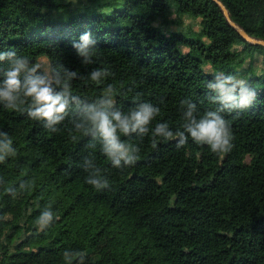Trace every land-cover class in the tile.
I'll use <instances>...</instances> for the list:
<instances>
[{"label": "trees", "instance_id": "1", "mask_svg": "<svg viewBox=\"0 0 264 264\" xmlns=\"http://www.w3.org/2000/svg\"><path fill=\"white\" fill-rule=\"evenodd\" d=\"M89 1L94 9L51 17L70 0H0V91L22 65L13 99L0 97V264H264V68L242 69L255 53L264 62V46L217 3L264 40V0ZM170 7L174 23L199 19L195 36L168 29ZM86 34L87 57L74 47ZM35 78L66 101L50 128L29 115ZM142 105L159 109L146 133H116L139 160L115 168L88 109L111 119ZM209 114L226 122L229 153L185 131ZM157 124L173 139L153 137ZM96 176L109 185L85 183ZM45 211L53 219L39 232Z\"/></svg>", "mask_w": 264, "mask_h": 264}, {"label": "clouds", "instance_id": "2", "mask_svg": "<svg viewBox=\"0 0 264 264\" xmlns=\"http://www.w3.org/2000/svg\"><path fill=\"white\" fill-rule=\"evenodd\" d=\"M82 43L80 45H74L77 48L78 54L87 57L88 45L90 43L88 35L81 37ZM22 65L10 71L8 79L5 82V90L0 91V97L7 98L9 101L13 99L12 92L16 91L20 82L18 80V73ZM74 75V74H73ZM102 75L101 71L92 73L91 79L97 81ZM44 81L40 78L31 79L26 85V96L33 98V101L39 107H36L35 111L29 113L30 117L42 118L47 121L46 128H50L53 124L59 122L62 118L61 114L65 112L66 101L61 98V95H53L49 87L43 86ZM223 88V84L220 85ZM249 99V94L244 93L240 96V103L246 104ZM10 108H15V105L9 104ZM159 113V109H153L148 105H142L139 110L131 112L128 116L122 117L120 113L113 114L112 118L102 111H97L94 108L88 109V118L92 121L93 126L99 131L103 140V153L111 160L112 166L120 168V161L123 160L126 166H134L139 160V155H132L129 148L119 140L117 136V130L127 135L130 131L135 132L139 129L140 133H146V125L150 122L155 114ZM191 113H189L190 115ZM212 118H203L199 123L193 122V124L187 125L185 131H187L193 141L196 144L205 143L209 146L212 153L220 155L229 153L232 148L233 136L229 129L226 127V122L218 117L212 116ZM115 121V123H113ZM79 127V126H77ZM166 125L157 124L154 131L153 137L164 135L168 140L173 139L171 132L165 131ZM177 136L180 137L177 147H183L186 143L187 138L184 137L183 133L177 132ZM152 148L157 147V140L152 138ZM133 151H139V149H133ZM3 157L0 156V161ZM85 183L94 187L97 191L102 187H107L109 181L102 179L99 176L95 178H85ZM53 219V214L49 211H45L40 217L38 224V231L43 229ZM58 219V217H56Z\"/></svg>", "mask_w": 264, "mask_h": 264}, {"label": "rangeland", "instance_id": "3", "mask_svg": "<svg viewBox=\"0 0 264 264\" xmlns=\"http://www.w3.org/2000/svg\"><path fill=\"white\" fill-rule=\"evenodd\" d=\"M103 1H107V0H99V2H103ZM95 5H96L95 3H92L89 0H70V4L68 7L62 8L64 10L59 9L60 10L59 12H57L58 10H52L50 12V16L51 17H58V16L65 17L71 12L80 11V10H83L84 8L94 9ZM108 10L109 9L107 7L103 8L104 12H107ZM176 17L177 16H176V13L173 11V7H170V16H169L170 25L168 26V29L170 31L181 30L189 36H195L197 34L200 28L199 19H194L188 15H183L181 17L182 23L177 24V22L174 23V20ZM156 24L157 23H154V25ZM181 48L183 51L186 50V48L183 46ZM38 61L41 67L43 68V70L47 73L48 72V62L46 58L40 57ZM247 68H249L251 72L255 74H259L264 68V62H263L261 55L258 53H255L250 59L249 58L245 59L242 65V69L247 70ZM204 70L207 72L211 71L209 65H205ZM236 80L240 81V83H243L245 81V78L241 76L240 78H237Z\"/></svg>", "mask_w": 264, "mask_h": 264}, {"label": "water", "instance_id": "4", "mask_svg": "<svg viewBox=\"0 0 264 264\" xmlns=\"http://www.w3.org/2000/svg\"><path fill=\"white\" fill-rule=\"evenodd\" d=\"M218 5L220 6L226 20L228 21V23L234 27L238 32L239 34L242 36V38L250 43H253V44H259V45H262L264 46V40H261V39H255V38H252L250 36H248L238 25H236L234 22H232L227 14V11L226 9L223 7V5L220 3V2H217Z\"/></svg>", "mask_w": 264, "mask_h": 264}]
</instances>
